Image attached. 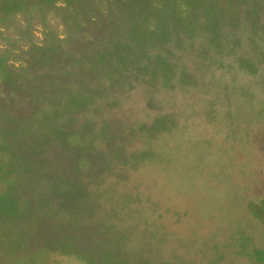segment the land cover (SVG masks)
<instances>
[{
	"label": "rangeland",
	"instance_id": "1",
	"mask_svg": "<svg viewBox=\"0 0 264 264\" xmlns=\"http://www.w3.org/2000/svg\"><path fill=\"white\" fill-rule=\"evenodd\" d=\"M0 264H264V0H0Z\"/></svg>",
	"mask_w": 264,
	"mask_h": 264
}]
</instances>
